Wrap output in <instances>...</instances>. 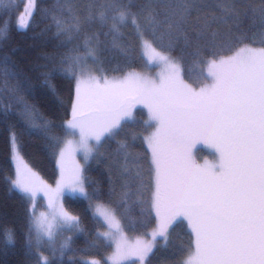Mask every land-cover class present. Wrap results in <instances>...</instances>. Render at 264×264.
Here are the masks:
<instances>
[{
	"label": "snow or ice",
	"instance_id": "obj_1",
	"mask_svg": "<svg viewBox=\"0 0 264 264\" xmlns=\"http://www.w3.org/2000/svg\"><path fill=\"white\" fill-rule=\"evenodd\" d=\"M17 2L0 0V10L13 9ZM244 3L245 0H55L59 12L67 13L52 16L54 37L66 51L51 58L52 68L43 75L54 96L53 76L71 83L74 100L67 128L72 134L79 133L75 146L71 140L65 142L61 158L66 152L80 150L87 161L94 151L89 141L100 146L102 138L114 137L123 122L132 118L137 105L147 108L146 128H154L142 137L151 153L149 171L154 173L152 207L161 220L151 233L152 239H138L135 244L125 240L117 211L127 191L117 200L97 203L92 212L107 225L108 230L98 232L97 239L115 245L113 264L133 257L139 264H151L157 237L167 242L169 227L182 218L194 233L195 250L177 264H264V31L249 36L240 29L241 16L249 11L264 27V0L259 8H244ZM34 8L35 0H27L17 17L18 30H27ZM97 23L107 27L104 35H111V46L126 57L136 50L129 39L134 36L145 66L161 68L157 77L135 71L122 78H108L102 70L100 76L93 75L88 61L91 58L93 63L100 62L102 42L99 31L89 29ZM219 25H227L228 31L221 33L219 27H214ZM126 28L131 32L122 31ZM7 33V25L0 27V40ZM257 43L261 46H253ZM177 47L180 55L174 56ZM203 52L214 58L205 59ZM189 54L200 56L206 64L205 78L211 80L210 84L197 89L185 82L181 62ZM119 70V66L113 69ZM17 76L6 62L0 63V111L11 110V104L3 105V93L7 92L22 105L20 115L31 127L47 129V121L35 123L38 112L19 95V81L10 83ZM11 139L15 141V133ZM135 139L133 135V142ZM200 141L216 150L215 163H196L192 149ZM132 146L121 142L117 149L124 158L121 176L129 171V159H142L129 150ZM14 147L18 153L19 145ZM136 167L139 177L138 163ZM127 183L122 188L126 189ZM83 185L77 165L70 179L65 180L62 172L57 190L69 188L87 196ZM9 190L35 195L34 186L20 172L19 164L16 178L9 179ZM110 196H115L114 189ZM50 216L51 219L45 213L37 216L32 212L29 246L34 242L40 247L45 238L53 243L57 228L82 231L79 218L63 207L53 208ZM6 237L8 243L14 242L11 231L6 232ZM38 264L52 262L40 256Z\"/></svg>",
	"mask_w": 264,
	"mask_h": 264
},
{
	"label": "trees",
	"instance_id": "obj_2",
	"mask_svg": "<svg viewBox=\"0 0 264 264\" xmlns=\"http://www.w3.org/2000/svg\"><path fill=\"white\" fill-rule=\"evenodd\" d=\"M249 5L259 8L261 0H245L243 7L247 8ZM24 7L25 3L18 0L13 9L0 10V27L8 26L6 38L0 40V63L6 62L12 71L18 73L10 83L15 84L19 81L21 85L19 95L38 112L35 123L40 125L47 121L48 127L47 129L31 127L20 115L22 105L16 103L7 92L3 93V105L11 104V110L0 111V264H38L40 254L52 252L49 248L37 247L34 242L29 246L31 217L29 200L17 190H9V179L14 178L11 134L15 133L14 142L19 145L18 153L27 166L47 184L52 185L58 178V154L66 134L65 123L71 119L74 99V89L67 79L60 76L51 78L56 87L54 96L43 75L52 68L49 62L51 58L66 51V47H60L59 41L54 37L56 29L52 16L67 13L59 12L55 0H35L29 27L26 31L18 30L17 17L23 12ZM214 27H219L221 33L228 31L227 25ZM240 29L246 31L249 36L264 31L259 19L250 11L242 14ZM89 31H99V39L102 42L100 62L93 63L91 58L89 61L102 70L104 75L123 76L130 71L143 73L151 71L150 67L145 66V59L141 56L140 46L134 36H130L129 39L136 45V50L126 57L119 48L111 46L112 36L104 35L108 31L107 27L101 28L97 23ZM122 31L129 33L131 29L126 28ZM253 46L261 45L257 43ZM173 55H180L179 47ZM202 55L205 59L214 58L208 52H203ZM205 65L201 62L200 56L186 55L181 62L185 82L191 85L199 82L203 77ZM117 66L120 70L113 71ZM144 121H146L144 112L137 108L133 113V119L123 122L114 137H104L100 146L95 145L93 154L83 165L81 173L87 196L64 194L61 197L63 209L79 218L82 231H76L67 240L66 248L59 247L51 254L49 261L52 264H82L83 261L92 260L105 264L110 247L103 240L97 239V233L102 230V225L93 216L92 206L97 203L107 204L110 198L117 200L123 191H127L128 195L117 211L123 234L141 237L156 226L150 204L153 190L152 172L149 171L150 152L142 138L151 128H146ZM133 135L136 136L134 142ZM121 142L132 144L129 150L134 155L142 157L138 162L129 159V171L124 176L120 175L124 158L117 151ZM137 163L140 169L139 177L136 175ZM125 181L128 182L126 189L122 188ZM112 189L115 190V196H110ZM8 231L13 233V243L7 242ZM167 235V242L164 239L156 242L157 248L151 264H177L191 253L193 234L184 220L174 221ZM34 237L33 232V241Z\"/></svg>",
	"mask_w": 264,
	"mask_h": 264
},
{
	"label": "rangeland",
	"instance_id": "obj_3",
	"mask_svg": "<svg viewBox=\"0 0 264 264\" xmlns=\"http://www.w3.org/2000/svg\"><path fill=\"white\" fill-rule=\"evenodd\" d=\"M24 3L26 4L27 0H24ZM140 50H141V48H140ZM88 63L92 68V74L100 76L101 71L95 66V64L93 65V63L91 61H88ZM150 69H151V71L147 72V73H143L142 71H135V72H138L142 75H147V76L152 77V78H156L157 73H159L161 71V68L156 67V66H152V67H150ZM123 76H108V78H113V77H121L122 78ZM202 76L203 77L199 82L192 85L193 87H196L198 89L201 86H204L206 84L211 83V80L209 78H205L206 77V65H205L204 72H203ZM137 108L142 109V111L145 114L146 121H147L148 120L147 108L144 105H137L133 109V113ZM132 119H133V116H132V118H130L129 120H126L125 122L131 121ZM65 130H66V134H65V138H64L61 149L64 148L66 141L71 140L73 142V145L75 146L76 142L79 140V133L76 132L75 134H72V131L67 128V122L65 123ZM152 131H154V128H151L150 132H152ZM89 144L94 149V147L96 145L95 141H89ZM14 145H15V142L13 141L12 149H11V162H12L13 169H14V178L13 179L16 178V168H17V165L19 164L20 172L23 174V176L27 180L31 181V183L35 189V195L32 197H30L29 195L21 193L23 196H25L29 200L30 208H31V214L33 211L35 212V214L37 216H39L41 213H45L46 215H48L49 219H51L50 213H51L52 209L62 207L61 197L64 194L72 195V196H83V194L80 193L78 190L72 191L69 188H61L59 191L57 190V184L59 181H61L62 172H63V176H64L65 180L73 177L77 165H79V167L81 169V173H82L83 165L89 160L88 159L87 161H85L84 153L82 151L77 150V151H73V152H66L63 159L61 158L60 152H59L58 159H57L58 178H57L56 182H54L52 185H49L43 179H41L37 173H35L32 169H30L27 166V164L24 162V160L19 155V153H17ZM149 152H150V150H149ZM192 153H193V157H194L196 163H198V164H204L205 161H207L209 163H215L218 159V154L216 153V150L203 141H200L199 143H197L195 145V147L192 149ZM17 155L19 156V160L17 159ZM150 158H151V153H150ZM152 180H153V190H152V197H151V203L150 204H151L152 213L156 219V226L151 231H149L145 236L142 235L141 237L128 235L124 232L125 234H123V235H124V238L128 244H135V242L138 239L145 240V241L152 239L151 233L153 231L157 230L159 225H160L161 220L159 217H157L156 210L152 207L153 196H154V192H155V181H154V173L153 172H152ZM95 205L96 204H94L92 206V212L95 208ZM96 219L102 225V230L100 232L107 231L108 230L107 225L101 219H99V218H96ZM182 220H184L186 222V224L188 225V222L186 219L182 218ZM188 227H189V225H188ZM189 229L191 230L190 227H189ZM75 233H76L75 230L68 229V228L54 229V242L50 244L47 241V238H45L44 242L42 243V248H45V247L49 248L50 250H52V252H49V253L45 252V253L40 254V256L47 257L49 260L51 257V254H53L54 251L58 250V248L61 247V245H66L67 240H69ZM192 234H193V247H192L191 253L194 252V250H195V236H194V233H192ZM34 236H35V233H34ZM100 239L103 240L110 247V252L105 259V264H113L112 257L116 251L115 245L111 244L107 240H104L103 238H100ZM160 239H163V238L157 237V241ZM40 248H41V246H40ZM121 264H139V261L137 258L133 257L129 260L121 261Z\"/></svg>",
	"mask_w": 264,
	"mask_h": 264
}]
</instances>
